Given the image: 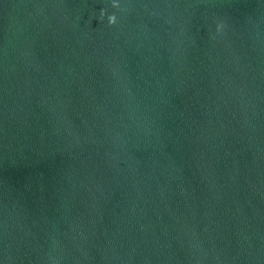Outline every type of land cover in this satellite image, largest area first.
<instances>
[{"label":"water","instance_id":"95a60500","mask_svg":"<svg viewBox=\"0 0 264 264\" xmlns=\"http://www.w3.org/2000/svg\"><path fill=\"white\" fill-rule=\"evenodd\" d=\"M0 264H264V0H0Z\"/></svg>","mask_w":264,"mask_h":264}]
</instances>
